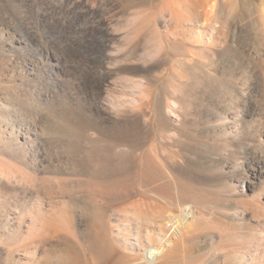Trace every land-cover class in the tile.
Returning a JSON list of instances; mask_svg holds the SVG:
<instances>
[{"label": "rangeland", "instance_id": "rangeland-1", "mask_svg": "<svg viewBox=\"0 0 264 264\" xmlns=\"http://www.w3.org/2000/svg\"><path fill=\"white\" fill-rule=\"evenodd\" d=\"M201 2L0 0V264H147L193 204L175 264H264V0Z\"/></svg>", "mask_w": 264, "mask_h": 264}, {"label": "bare ground", "instance_id": "bare-ground-1", "mask_svg": "<svg viewBox=\"0 0 264 264\" xmlns=\"http://www.w3.org/2000/svg\"><path fill=\"white\" fill-rule=\"evenodd\" d=\"M220 1H222V0H205V2H204L205 7L206 8L208 7L209 9L207 12H205L204 16L202 14V16L205 17V19L203 20L201 27L205 28V29L207 28L209 30V34L220 33V31L217 29L216 26L209 24L211 21V15L213 12H215V11H213V9L217 6L218 3H220ZM192 3H195L197 7H200V5L202 4L201 0H192ZM202 11H204V10L202 9ZM201 20H202V18H201ZM229 21L230 20H228V19L226 20L227 25L229 24ZM207 29H206V31H207ZM178 199H177V201L179 202L180 199L179 200ZM193 205L178 207V211H176V213H172L171 215L168 216L167 219H169L168 222H170L169 226L172 228V231L170 234H168L164 238V241L162 243H160L159 246H152V245L149 246V249H147L144 252L145 263L154 264L157 262L158 258L160 257V258H162L161 264H175L174 258L177 255H179L178 253L180 251H182V248L184 247L186 240L189 239L190 237H192V235L195 232L197 233V231H199V229H201L200 228V224H201L200 220H202L201 219L202 216ZM150 212L148 214V215H150V219L145 220L143 222L146 225L153 226V229H148V228L144 227L145 228L144 229V236H145L146 242H148L149 244H150L152 238H156L157 240H160V241L162 240L163 232H162L161 222L164 220L163 215H162V211L160 209H152V211H150ZM138 226H139V224H138ZM139 228H142V226H139L138 229ZM95 236H96V239L100 238V237L98 238V236L96 234H95ZM135 236H134V238H136V239H134V241H136V242L132 243V244H133V246L136 247V246H138V243L140 241L137 238L138 235H137V237H135ZM93 239H95L94 235H93ZM96 239L94 241H92L91 243L96 242L97 241ZM91 240H92V237H91ZM98 241H101V239H99ZM71 248H72V246H71ZM73 250L74 249H72V250L70 249L71 252L69 251V254L71 253L72 256H73V252L75 251V250L74 251ZM92 250L93 249L91 248V251ZM103 250L104 251H102V252H105V249H103ZM97 252L99 253L100 250H98V251L95 250V253H97ZM74 255H75V253H74ZM93 256H95V254ZM97 256L98 255H96L95 257H97ZM70 257H71V255H70ZM138 259H141V258H138ZM75 260L77 261V258H75ZM76 261L74 262L71 260V264H78L79 262L83 263L80 260L78 261V263ZM136 261H137V259H136ZM141 261L142 260H140V263H141ZM140 263H138V264H140ZM159 263H160V260H159Z\"/></svg>", "mask_w": 264, "mask_h": 264}]
</instances>
